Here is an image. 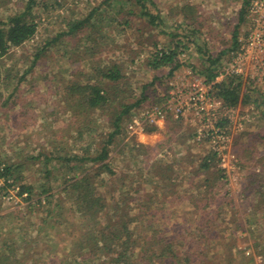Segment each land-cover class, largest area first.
<instances>
[{"label":"rangeland","instance_id":"rangeland-1","mask_svg":"<svg viewBox=\"0 0 264 264\" xmlns=\"http://www.w3.org/2000/svg\"><path fill=\"white\" fill-rule=\"evenodd\" d=\"M243 1L155 0L167 24L166 28H161L162 32H159V28L152 29L145 25L135 16L129 17L130 24L119 33L116 32L122 28V23L117 27L118 19L111 18V21H104L106 37L103 40L110 46L105 56L109 60L119 62L123 74V80L118 82L117 93L111 97L110 103L115 110H121L124 103L134 104L125 114L121 135L111 147V155L114 158L112 167L127 173H124L128 179L124 181L123 188L129 192V200L136 199L141 190L150 188L151 185L149 181H144L148 175L143 172L145 168H140L142 158L130 155L128 148L126 150V146L122 145L123 141H126L127 145L134 141L152 146L172 135V140L160 149L161 155L158 159L167 160L173 163L174 168L176 166L179 168L177 169L179 172L176 170L175 173L178 174L176 182H179L176 188H181L183 191L187 180L192 177L188 176L186 166L181 168L177 164L179 156L176 152L181 150L184 152V149L189 148L195 161L198 162L209 151L201 142L195 143L190 139L184 143L175 141L178 135L188 136L201 129L199 118L193 112L186 111L179 117L167 112L162 117L156 115L153 108L165 107L170 100H173L175 91L183 89L182 84L192 80V75L202 76L199 70L203 68L202 59L205 58V51L210 50L215 55L232 45V36L235 25L239 22V9ZM26 3L27 0H3L0 3V20L6 18L9 13L23 10ZM100 3L103 4L100 7L106 6L108 12L113 14L114 8H109L102 0H35L31 11L35 15L37 24L36 34L22 45L12 48L11 56L0 57V72L5 74L0 76V157L11 163L20 164L16 169L19 172L13 174L19 175L21 179L12 186L0 190L3 199L0 202V214L13 211L15 218L16 215L23 213L24 220L21 226L26 230V234L18 235L15 244L17 256L26 262L38 260V264H75L72 256L67 257L65 263H59L60 260L65 259L64 255L69 254L68 251L73 246L71 233L74 228L63 222L67 211L61 209L59 220L52 212L46 213L47 206L39 204L36 200L57 191L59 197L65 198L66 194L62 190L68 184L67 178L74 175L81 176L90 169L88 166L77 167L74 173L69 172L64 177L63 167L58 166L57 162L56 166L51 164V160L48 162L50 167L46 166L45 156L50 154L63 156L67 148L71 149L70 155L76 153L82 155L85 154L82 147L93 144L86 145L87 140L74 142L73 138L68 139L64 128L70 114L58 110L59 94L62 92L58 80L62 74L68 75L70 69L67 71L64 69L84 63V58H80L81 55L77 54L81 48H72V45L76 44L72 40V43L66 46L57 43L55 55L46 56L45 53H41V57L34 59V53L46 38L55 36L59 28H64L65 20H69L72 16L86 15ZM124 15L127 18L126 14ZM185 19L192 27L201 26L205 43L199 37L195 42H190L182 35H178L175 40L186 42H183L185 47L178 45L177 59L181 62V66L171 74L168 73V66L158 69L148 67L147 60L153 51L171 42V37L163 30L171 29L177 33L174 23L183 22ZM123 20L121 19V22ZM246 26L245 11L236 37L246 32ZM196 37L197 35L194 39ZM67 48L74 49L73 53L63 55V50ZM230 57L231 51L224 53L221 56L222 64ZM240 80L241 90L247 89L251 95L256 96L254 86L257 87L259 85L256 84L260 83L250 78L244 80V77ZM15 85L16 89H13ZM140 98L141 101L135 104ZM5 101L6 104H3ZM107 108L108 113H111V107ZM107 108L103 110L104 115L107 113ZM20 110L27 112L24 114ZM217 113L222 114L219 110ZM234 113L232 121L224 120L225 117H221L222 115L219 118V120L223 119L222 127L228 130L229 137L218 144V149L222 146L220 156L223 167L215 173L220 176L216 180V185L219 197L222 201L229 200L230 206L222 204L223 218L216 222L220 241L218 245L227 249L226 244L234 241L236 246L245 250V254L255 250L264 252V191L261 193L256 189V186L259 188L264 186V106L253 102L242 104L236 106ZM17 115V122L14 124L12 119ZM93 121V127L97 126L96 133L110 130L107 116L95 115ZM25 122H27L26 127L23 126ZM151 126L155 128L153 133L147 131ZM188 143L189 146L186 145ZM89 151L93 150L90 148ZM143 164L142 166L145 165ZM89 166L94 168V163ZM47 169L50 173L46 176ZM209 175L212 177V173ZM198 177L199 175L197 177L194 175L193 181L197 182ZM108 178L110 177L106 175V179ZM134 179H137L136 183L132 182ZM11 180L10 178L9 181ZM20 183L32 186V195L27 200L15 196ZM43 189L48 191L42 192ZM136 190L140 192L136 193ZM184 193L188 194L185 191ZM26 195L27 193L24 192L23 196ZM68 200L65 199L66 205L69 203ZM186 200L187 198L183 197L174 202L177 206V216L180 218L190 215L188 213L191 205H187ZM28 204H33L30 205V212ZM214 205L219 211L221 205L217 203ZM50 207L52 208L53 205ZM7 225L10 228L9 223ZM214 243L215 241H212V244ZM223 243L226 244L222 245ZM212 250L214 251L215 248ZM263 259V255L256 256L258 264H264Z\"/></svg>","mask_w":264,"mask_h":264},{"label":"trees","instance_id":"trees-1","mask_svg":"<svg viewBox=\"0 0 264 264\" xmlns=\"http://www.w3.org/2000/svg\"><path fill=\"white\" fill-rule=\"evenodd\" d=\"M2 2L3 0H0V3ZM34 2L35 0H27L23 10L9 13L6 18L0 20V57L11 56L12 48L22 45L36 34L37 24L35 15L31 11ZM102 2L109 8H114L112 15L106 6L100 7L103 6L100 3L86 15L64 19L66 22L64 28H59L55 36L46 38L34 53V59L41 57V53H45L46 56L55 55L57 43L66 46L73 40L76 44L72 45V48H81L77 54L81 55L80 58H84V63L64 69V71L70 69L67 76L61 73L58 82L62 92L59 94L58 110L70 114L64 128L68 139L73 138L74 142L87 140L86 145L93 144H89L88 147L84 145L82 148L85 154L82 155L77 153L70 155L71 149L67 148L63 156L50 154L45 156L44 160L48 167L50 160L55 166L56 162L58 166L61 165L62 176H66L69 172L74 173L77 167L88 166L90 169L81 176L74 175L67 178L68 184L62 190L66 194L65 198L59 197L57 191L36 200L39 204L47 206L46 213L52 212L59 220L61 209L67 211L63 222L74 228L71 233L72 249L59 263H65L67 257L72 256L75 264H258L256 256H264L262 251L255 250L245 254V250L236 246L234 241L222 244H226L227 249L218 245L220 241L216 222L223 218L222 204L230 206V202L222 201L219 197L216 180L220 176L215 173L217 170H222V167L219 166L216 153L211 149L198 162L195 161L189 148L184 149V152L182 150L176 152L179 156L177 164L181 168L186 166L188 176L192 177L185 184L184 191L188 193L185 194L181 188H176L179 182H176L178 174L175 173L179 168L177 166L174 168L173 163L167 160L158 159L161 155L160 149L172 140V135L152 146L134 141L130 143L131 145H127V142L123 141L122 145L126 146V150L128 148L130 155L142 158L140 168H145L146 170L142 171L148 175L144 181H149L151 185L150 188L141 190V193L140 190H136L135 192L139 193L136 199H128L129 192L123 188L124 181L128 179L125 177L127 173L112 167L114 158L111 155V147L121 135L125 114L134 104L124 103L121 110H115L110 103L111 97L117 93L118 82L123 80V74L120 63L105 56L110 46L103 40L106 37L104 21H111V18L118 19L116 26L120 27L122 23V28L116 33L124 31L125 26L130 24V16L141 19L152 29L159 28V32H162L161 28H166L167 24L155 0H102ZM247 3L248 0L243 1L241 15L245 13ZM121 19L124 20L121 22ZM190 25L185 19L183 22L174 23L177 33L171 29L163 30L171 37V42L163 48L155 49L147 60V66L152 69L168 66L170 74L179 68L181 62L177 59L178 45L185 47L186 42L174 38L182 35L190 42H195L198 37L205 40L201 26L197 28ZM195 35L197 37L194 39ZM234 37L232 45L215 55L210 50L205 51V58L202 59L203 68L199 70V74L205 77L206 82L212 83L213 95L221 99L225 107H236L252 102L264 106V94L256 92V96H253L247 89L242 91L241 82L237 78L216 80L222 68L221 56L237 44L236 35ZM72 48L63 50L62 54L73 53ZM1 75L5 74L0 72ZM13 89H16V85ZM141 99H137L135 104ZM3 104H6V101ZM109 106L112 109L111 113H108ZM106 108L107 113L104 115L103 110ZM20 112L25 114L27 110ZM95 115L108 117L109 131L101 130L96 133L97 126L93 127ZM17 118L18 115L12 119V123L16 124ZM219 124L223 125V119ZM23 126L26 127L27 122L23 123ZM154 129L151 126L147 131L152 132ZM194 137L195 133L188 136L182 134L176 136L175 141L184 143L190 139L200 143L192 140ZM186 145L189 146V143ZM90 148L92 152L89 151ZM92 162L94 168L89 166ZM19 165L0 157V179L3 180L0 190L21 180L19 175L13 174L19 172L16 171ZM49 173L50 170L47 169L45 175ZM209 173H212V177ZM106 175L110 178L106 179ZM194 175L196 177L199 175L197 182L193 181ZM182 179L180 176V180ZM132 182L136 183L137 179ZM256 189L262 193L264 186L261 188L256 186ZM47 191V189L42 190V192ZM24 192L27 193L26 196H23ZM30 195H32V186L25 183L18 184L15 192L17 198L27 200ZM183 197L187 198V205H191L188 213L190 215L180 218L177 216V206L174 202ZM66 198L69 199L67 205ZM1 201L3 199L0 196ZM215 203L221 205L220 212ZM22 214L16 215L15 218L13 211L0 214V264H38V260L26 262L16 254V237L26 234V230L21 226L24 220ZM212 241L215 243L212 244ZM28 259L30 260L31 257Z\"/></svg>","mask_w":264,"mask_h":264},{"label":"built area","instance_id":"built-area-1","mask_svg":"<svg viewBox=\"0 0 264 264\" xmlns=\"http://www.w3.org/2000/svg\"><path fill=\"white\" fill-rule=\"evenodd\" d=\"M246 32L237 40L231 51V57L222 64L216 80L224 78H250L258 81L255 91L264 94V0H248L246 6ZM210 82L204 76L192 75V80L182 84L183 89L175 91L173 100L165 107L156 106L153 112L162 116L170 112L174 117L193 112L199 118L201 129L195 131L194 141L204 143L208 149L216 153L219 165H222L221 148L218 144L229 137L228 130L219 124V118L232 121L236 107H225L222 100L215 97ZM252 87V88H254ZM177 89V88H176ZM217 110L221 113H217ZM222 115V116H221ZM221 116V117H220ZM215 145H217L215 147ZM0 179V186H1Z\"/></svg>","mask_w":264,"mask_h":264},{"label":"crops","instance_id":"crops-1","mask_svg":"<svg viewBox=\"0 0 264 264\" xmlns=\"http://www.w3.org/2000/svg\"><path fill=\"white\" fill-rule=\"evenodd\" d=\"M242 4H243V2L241 3V6H242ZM240 10H241V8L239 9V16H238L239 17V22H238V24L235 25V28H234L235 32L233 33V36H232L233 38H235L234 35H237V29H238L239 24L241 22H243V15L244 14L241 15V11ZM237 37H239V36H237ZM237 37H236V39H237ZM146 134H150V133H146Z\"/></svg>","mask_w":264,"mask_h":264}]
</instances>
